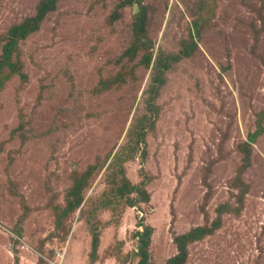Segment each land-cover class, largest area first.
<instances>
[{
    "label": "rangeland",
    "instance_id": "374dc122",
    "mask_svg": "<svg viewBox=\"0 0 264 264\" xmlns=\"http://www.w3.org/2000/svg\"><path fill=\"white\" fill-rule=\"evenodd\" d=\"M42 1L0 0V61ZM19 49L0 264H140L146 228L170 264L200 227L186 264H264V0H57Z\"/></svg>",
    "mask_w": 264,
    "mask_h": 264
},
{
    "label": "trees",
    "instance_id": "16d2710c",
    "mask_svg": "<svg viewBox=\"0 0 264 264\" xmlns=\"http://www.w3.org/2000/svg\"><path fill=\"white\" fill-rule=\"evenodd\" d=\"M56 5L57 0H43L35 16L30 17L29 19L24 20L21 24L12 27V29L8 33L6 43L4 44L2 49L0 70L8 68L10 74H17L22 78H25V74L22 71V64L20 62L19 42L25 40L30 34L36 32L47 15L56 9ZM173 59L178 60L180 58L174 56ZM151 60L152 56L150 57V61ZM167 67L168 65L165 66V68L158 65L155 69V75L157 77H161V75L167 70ZM3 82L4 80L0 79V88L4 85ZM155 84H158V82H156ZM125 187H130L129 182H127V185ZM140 189V198L143 199V197H145V201H149L148 192H146V190H143L142 188ZM132 204L134 205V203ZM206 233H208V231L205 228L200 227L192 231L188 235L177 238V243L180 246V253L170 260V264H186L189 256L187 250L188 242L193 239H198ZM151 237L152 229L146 228L143 231H139V256L141 257L140 264H152L150 254ZM97 245H99L98 239H95L94 246L96 247Z\"/></svg>",
    "mask_w": 264,
    "mask_h": 264
}]
</instances>
